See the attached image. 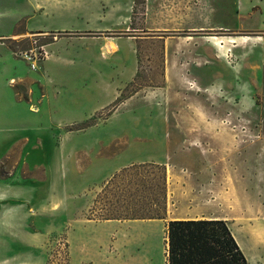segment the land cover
<instances>
[{"label":"rangeland","instance_id":"374dc122","mask_svg":"<svg viewBox=\"0 0 264 264\" xmlns=\"http://www.w3.org/2000/svg\"><path fill=\"white\" fill-rule=\"evenodd\" d=\"M21 1L0 0L14 9ZM30 1L29 25L26 17L0 38V175L23 167L40 181L57 216L47 264H165L174 219L219 218L235 233L264 225L259 15L239 18L236 0ZM209 47L220 60L198 59ZM212 74L251 87L253 100L212 101L207 123L186 122L182 90L198 94V78ZM142 163L165 166L162 218L87 219L107 181ZM132 227L144 228L137 237L154 233L152 246L130 248ZM245 251L264 264L262 246Z\"/></svg>","mask_w":264,"mask_h":264},{"label":"crops","instance_id":"0c3cea01","mask_svg":"<svg viewBox=\"0 0 264 264\" xmlns=\"http://www.w3.org/2000/svg\"><path fill=\"white\" fill-rule=\"evenodd\" d=\"M23 2L17 9L0 2V38L8 36L9 28L16 22L28 17L26 25H29L30 15H36L34 12L37 10L36 6L32 7L30 0H23ZM236 7L239 18L259 15L262 24L257 29L264 30V0H236ZM212 39H217L213 41L215 46L223 47L224 42L221 39L215 37ZM227 43L235 44L236 42L230 39ZM212 53L216 56L214 60H220L218 49L214 47H209L203 54H200L198 59L207 60L213 57ZM14 81L15 79L10 77L8 82L12 84ZM197 82L198 94L182 90V95L190 101L188 108L185 107L188 115L184 116L185 118L187 116L185 121L189 123H207L206 108L212 101L237 106L246 98L253 100V89L240 85L237 79L226 80L218 74H212L209 77L198 78ZM240 90L244 91L241 96ZM175 117L178 115L175 114ZM3 155L0 156V166ZM261 166L263 167L261 170L264 171V162ZM22 168L14 167L9 173L0 175V264H47L48 239L51 234L50 228L53 225L50 217L54 221L57 216H52V212L48 211L46 199L40 195V181L31 180L23 175ZM61 199V194H56L52 198L55 202H60V214L62 212ZM139 228L144 229L143 227H132L134 230L127 233L128 246L137 248L141 241L145 240L147 245L152 246L154 233L148 237L134 236V233L138 234ZM231 232L249 264H259L245 250L250 245L256 246V250H259L261 246L264 248V225L252 227L243 233H235L233 230Z\"/></svg>","mask_w":264,"mask_h":264},{"label":"trees","instance_id":"16d2710c","mask_svg":"<svg viewBox=\"0 0 264 264\" xmlns=\"http://www.w3.org/2000/svg\"><path fill=\"white\" fill-rule=\"evenodd\" d=\"M166 185L163 165L142 163L122 168L98 194L87 219L162 218ZM165 245V264H249L223 219L170 220Z\"/></svg>","mask_w":264,"mask_h":264},{"label":"built area","instance_id":"2783aa9c","mask_svg":"<svg viewBox=\"0 0 264 264\" xmlns=\"http://www.w3.org/2000/svg\"><path fill=\"white\" fill-rule=\"evenodd\" d=\"M45 52H46V51L43 50V51L39 52V54L42 55V56H44V55H45ZM26 56H27L28 59L33 60V62L31 63V66H32V67H35V60H36L39 56H38L35 52H34V54H32V53L27 54Z\"/></svg>","mask_w":264,"mask_h":264}]
</instances>
